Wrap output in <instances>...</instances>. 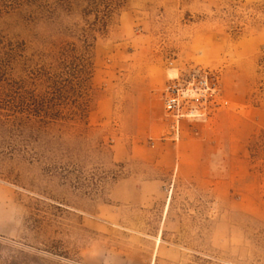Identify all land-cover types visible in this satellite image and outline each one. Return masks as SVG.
<instances>
[{
    "label": "rangeland",
    "instance_id": "1",
    "mask_svg": "<svg viewBox=\"0 0 264 264\" xmlns=\"http://www.w3.org/2000/svg\"><path fill=\"white\" fill-rule=\"evenodd\" d=\"M195 66L224 104L175 141ZM0 264H264V0H0Z\"/></svg>",
    "mask_w": 264,
    "mask_h": 264
},
{
    "label": "built area",
    "instance_id": "2",
    "mask_svg": "<svg viewBox=\"0 0 264 264\" xmlns=\"http://www.w3.org/2000/svg\"><path fill=\"white\" fill-rule=\"evenodd\" d=\"M222 74L217 69L195 66L170 79L163 94L168 135L178 141L183 121H208L224 104Z\"/></svg>",
    "mask_w": 264,
    "mask_h": 264
},
{
    "label": "trees",
    "instance_id": "3",
    "mask_svg": "<svg viewBox=\"0 0 264 264\" xmlns=\"http://www.w3.org/2000/svg\"><path fill=\"white\" fill-rule=\"evenodd\" d=\"M87 67L88 63L81 64L79 75L77 73L76 78L83 79V74L87 72ZM3 92L6 91L3 90ZM46 98L45 96H38L36 93L27 95L26 91H17L13 101L6 104V106L14 111L15 116H19L17 114H20L21 119H27L28 122L36 121V123L45 125L54 122L56 117L54 113L55 109L48 103Z\"/></svg>",
    "mask_w": 264,
    "mask_h": 264
},
{
    "label": "crops",
    "instance_id": "4",
    "mask_svg": "<svg viewBox=\"0 0 264 264\" xmlns=\"http://www.w3.org/2000/svg\"><path fill=\"white\" fill-rule=\"evenodd\" d=\"M197 161V160H196ZM196 169H195V172L197 173V171H201L202 173L206 170V169H209L208 168V165H207V167H205V163H204V161H203V158L201 159L200 158V160L198 159V162H196V167H195ZM206 168V169H205ZM171 197H172V194L170 193L169 194V197H168V202H170V200H171Z\"/></svg>",
    "mask_w": 264,
    "mask_h": 264
},
{
    "label": "bare ground",
    "instance_id": "5",
    "mask_svg": "<svg viewBox=\"0 0 264 264\" xmlns=\"http://www.w3.org/2000/svg\"><path fill=\"white\" fill-rule=\"evenodd\" d=\"M171 76H172V77H176L177 75H176L175 73H172ZM161 240H162L161 236L157 238V241H158V242H157V245H158V246L160 245Z\"/></svg>",
    "mask_w": 264,
    "mask_h": 264
}]
</instances>
